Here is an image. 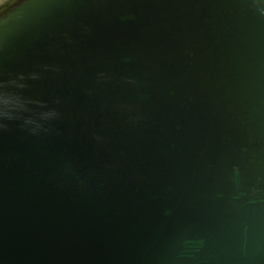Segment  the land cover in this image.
Listing matches in <instances>:
<instances>
[{
    "label": "water",
    "instance_id": "obj_1",
    "mask_svg": "<svg viewBox=\"0 0 264 264\" xmlns=\"http://www.w3.org/2000/svg\"><path fill=\"white\" fill-rule=\"evenodd\" d=\"M0 264H264V0H0Z\"/></svg>",
    "mask_w": 264,
    "mask_h": 264
}]
</instances>
